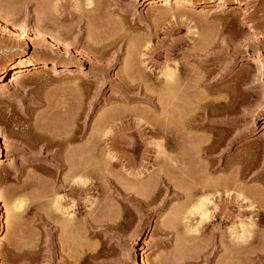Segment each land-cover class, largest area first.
I'll list each match as a JSON object with an SVG mask.
<instances>
[{
    "label": "rangeland",
    "instance_id": "1",
    "mask_svg": "<svg viewBox=\"0 0 264 264\" xmlns=\"http://www.w3.org/2000/svg\"><path fill=\"white\" fill-rule=\"evenodd\" d=\"M186 1L0 0L10 27L0 24V70L43 62L23 78L8 71L0 80L1 264H264V63L254 53L264 54V0ZM34 24L46 42L32 35ZM125 76L136 81L130 88ZM68 162L87 172L88 195L70 192L76 176L57 170ZM127 167L153 186L143 210L129 209L108 182L127 185ZM181 171L194 173L188 181ZM207 176L230 177L231 199L224 188L210 195L211 227L190 237L201 220L191 184ZM243 230L248 241H234L227 257L220 239Z\"/></svg>",
    "mask_w": 264,
    "mask_h": 264
},
{
    "label": "bare ground",
    "instance_id": "2",
    "mask_svg": "<svg viewBox=\"0 0 264 264\" xmlns=\"http://www.w3.org/2000/svg\"><path fill=\"white\" fill-rule=\"evenodd\" d=\"M115 1H117L118 2V4L120 3L119 2V0H115ZM166 2H168V0H165ZM116 2V3H117ZM155 1H150V3L152 4V3H154ZM161 2V1H160ZM163 2V1H162ZM178 2H180V3H183V4H186V5H189V4H191V2H189V1H186V0H178ZM177 2V3H178ZM224 2V1H223ZM238 3V0L236 1V4ZM165 4V3H164ZM86 5L89 7V6H91V3H90V1H87V3H86ZM120 6H121V4H119ZM150 5V4H149ZM171 5H172V2H171ZM174 5V4H173ZM177 5V4H176ZM182 5V4H181ZM219 5V4H218ZM221 5V4H220ZM219 5V6H220ZM154 7V6H153ZM237 7V6H236ZM189 8V7H188ZM223 8V7H222ZM233 9V8H232ZM243 8H241L240 10H242ZM245 9V8H244ZM235 10V9H234ZM91 11V10H90ZM244 11V10H243ZM242 12V11H241ZM9 20H7V19H5L4 17H1L0 16V24H2L3 25V27L2 28H5L6 26H8L9 27ZM1 25V26H2ZM11 25H14V23H11ZM10 25V26H11ZM18 25V24H17ZM35 25V24H34ZM246 25H248L249 27H250V29L252 28V26L253 25H251L250 23H247ZM0 26V27H1ZM25 26V25H24ZM16 27V25L14 26V28ZM18 27V26H17ZM19 27H20V24H19ZM39 27H41V26H39L38 24H37V26L35 25L34 27H32V32H34V33H32L31 32V30H30V32L32 33V35L33 34H36L37 36H40V38H42L41 40H42V42H46V41H44L43 40V38H44V34H43V31H42V28L40 29ZM10 28V27H9ZM19 28H17V30H18ZM21 29H23V32H25L24 31V27L22 26V27H20V30ZM26 29V28H25ZM29 29V28H28ZM31 29V28H30ZM4 30V29H3ZM6 30V29H5ZM114 30V29H113ZM252 30H253V28H252ZM22 31V30H21ZM59 31V30H58ZM26 32H28V30L26 31ZM29 32V33H30ZM65 32V31H64ZM252 32V31H251ZM109 34V33H108ZM119 34V33H118ZM64 35V33H63V31L61 32V31H59V35L58 36H63ZM57 36V37H58ZM57 37H55V38H57ZM36 38V37H35ZM49 38V37H48ZM106 39V38H105ZM110 39V38H109ZM107 40V39H106ZM39 42H40V39L38 40ZM37 41V39H36V42H38ZM49 41V40H48ZM54 41H55V43H56V40L54 39L53 41L51 40V42H53L54 43ZM42 42L40 43V46H41V44H42ZM104 42V41H103ZM86 43V41L85 42H83V44H85ZM88 43V42H87ZM91 43V42H90ZM93 43V42H92ZM100 43H102V41L100 42ZM99 43V44H100ZM110 43V42H109ZM107 44V46L109 45H114V44ZM114 43V42H113ZM48 44L49 43H47V46H48ZM82 44V45H83ZM89 44V43H88ZM88 44L86 45V48H87V46H88ZM95 44H97L98 45V43H95ZM95 44H93V45H95ZM43 45H44V43H43ZM51 45V44H50ZM92 45V46H93ZM104 46H105V43L103 44ZM38 46H39V44H38ZM40 46H39V48H40ZM52 46H53V44H52ZM51 46V47H52ZM56 46V45H55ZM85 46V45H84ZM91 46V44H89V46L88 47H90ZM92 46H91V49H92ZM102 46V45H101ZM100 46V47H101ZM103 46V47H104ZM106 46V47H107ZM108 46V47H109ZM43 46H41V48H42ZM46 47V46H45ZM54 47V46H53ZM98 47V46H97ZM96 47V48H97ZM103 47H101V49H104ZM47 48V47H46ZM139 49H140V47H138ZM137 47H136V49H138ZM85 49V48H84ZM90 48H89V50H91ZM85 50H88V48L87 49H85ZM93 51H95L94 49L92 50V52ZM100 51H102V50H100ZM96 54L97 52H93V54ZM254 53H256V60L257 61H261V62H263L264 63V54L263 53H261L259 50L257 51V52H254ZM91 54V53H90ZM92 54V55H93ZM98 54V53H97ZM96 54V55H97ZM104 55V54H103ZM41 56V55H40ZM95 56V55H94ZM100 56V55H99ZM97 57V56H96ZM101 57V56H100ZM53 58V57H52ZM142 58V57H141ZM38 59V58H37ZM41 59V58H40ZM54 59V58H53ZM254 59V58H253ZM253 59H251L252 61H253ZM52 60V59H51ZM137 60V59H136ZM250 60V59H249ZM255 60V59H254ZM256 60H255V62H256ZM49 61V60H48ZM139 61V60H138ZM146 62H147V60H146ZM43 62L42 61H35V60H30V61H26V62H24V61H22V60H20L17 64H15V65H12V66H8V67H4V68H2L1 70H0V80H1V78L3 77V75H5L8 71H13L14 72V76H16V78H23V76H26L25 75V72H27L28 70H31V69H35V68H37L38 66H40V64H42ZM141 64H142V66L144 65V62L141 60ZM42 66V65H41ZM51 67V66H50ZM126 67H127V65H126ZM129 67H130V65H129ZM128 67V68H129ZM124 68V67H123ZM146 69V68H145ZM126 70V69H125ZM128 71H130L129 69H128ZM145 71V70H144ZM147 71V70H146ZM132 72V71H131ZM147 73V72H146ZM123 74V73H122ZM125 74V73H124ZM143 74H144V72H143ZM166 74V73H165ZM172 74V73H171ZM171 74H166L164 77H165V80H170V75ZM127 75H129V74H127ZM131 75V74H130ZM129 75V76H130ZM141 75V74H140ZM133 76V75H132ZM132 76H130V78L132 77ZM118 77H119V74H118ZM126 77V79H127V82H125L126 84H124V86H126V87H128V88H130L131 87V83L130 82H134V78H132V79H130V78H127L128 76H125ZM120 78V77H119ZM121 79V78H120ZM125 79V80H126ZM130 79V81L128 82V80ZM137 80H141V77H138V78H136ZM147 79V78H146ZM123 80V79H122ZM139 80V81H140ZM144 80H145V78H144ZM148 80V79H147ZM171 80H172V78H171ZM120 81V80H119ZM139 81H138V84H139ZM164 81V80H163ZM124 81H121V83H123ZM136 82V81H135ZM134 82V83H135ZM147 82V81H146ZM166 82V81H165ZM142 83V82H141ZM149 83V82H148ZM103 84V83H102ZM137 84V83H136ZM155 84V83H154ZM136 86V85H135ZM125 87V88H126ZM145 87V86H144ZM135 89V88H134ZM138 89V88H137ZM146 89V88H145ZM128 90V89H127ZM126 90V91H127ZM125 91V92H126ZM129 91V90H128ZM123 92V91H122ZM128 93H130V91L128 92ZM128 93H125V95L127 94L128 95ZM124 94V92L122 93V95ZM131 94V93H130ZM144 94V93H143ZM126 97H129V96H126ZM131 98V97H130ZM126 100V99H125ZM131 100V99H130ZM148 101V100H147ZM172 102V101H171ZM125 103H126V101H125ZM171 104H173V103H171ZM125 105V104H124ZM122 106V107H125V106ZM164 105V104H163ZM162 105V106H163ZM167 105V104H166ZM170 106V105H169ZM197 106V105H196ZM121 107V108H122ZM126 107H128L127 106V104H126ZM131 107V106H130ZM135 107V106H134ZM160 107V106H159ZM113 108H115V107H113ZM112 108V109H113ZM116 108H118L117 107V105H116ZM162 108V107H161ZM163 108L165 109L166 108V106H163ZM118 109H120V108H118ZM118 109H116V110H118ZM126 109V110H125ZM163 109V110H164ZM171 109H172V106H171ZM175 109H176V107H175ZM122 110H123V108H122ZM166 110V109H165ZM169 110V108L167 109V113L170 111H168ZM111 111V110H110ZM113 111H115V110H112V113H113ZM125 111H127V108H124V110H123V112H125ZM129 112H131L130 111V109L128 110ZM160 111V110H159ZM162 111V110H161ZM160 111V112H161ZM132 112H133V110H132ZM163 112V111H162ZM165 112V111H164ZM163 112V113H164ZM172 112H173V110H172ZM111 112H109V114H110ZM111 113V114H112ZM163 113H161L162 115H163ZM166 113V112H165ZM165 113H164V117L166 118V116H165ZM166 113V114H167ZM127 114H128V112H127ZM130 114V113H129ZM132 114V113H131ZM130 114V116H134V115H131ZM134 114V113H133ZM172 114V113H171ZM120 115H121V113H120ZM120 115H118V117L120 118ZM124 115V114H123ZM108 116V115H107ZM106 116V117H107ZM122 116V115H121ZM129 116V115H128ZM170 116V115H169ZM185 116V115H184ZM115 117V116H114ZM117 117V116H116ZM117 117V118H118ZM124 117V116H123ZM136 117H138V115L136 116ZM142 117V116H141ZM133 118H135V117H133ZM139 118V117H138ZM104 119V118H103ZM124 119V118H123ZM122 119V117H121V120H123ZM187 119H188V117H187ZM110 120H112V118L111 119H109L107 122H108V124L109 123H111V122H109ZM120 120V119H119ZM135 120V119H134ZM181 120V119H180ZM114 121H117V119L115 118L114 119ZM113 121V122H114ZM105 122V121H104ZM134 122V121H133ZM136 122H138L137 120H136ZM121 123V122H120ZM139 123H142V122H140V120H139ZM135 124V123H134ZM144 124V123H143ZM143 124H141L142 126H143ZM145 124H146V122H145ZM113 125V124H112ZM112 125H111V127H112ZM131 125V124H130ZM133 125V124H132ZM104 126H106V125H104ZM119 126V125H118ZM121 126V125H120ZM127 126H128V124H127ZM123 126V128H120V130L122 131V132H125L126 130H128L130 127L128 126ZM138 125H137V123H136V127H137ZM145 126V125H144ZM143 126V127H144ZM108 127H110V125L108 126ZM114 127V126H113ZM131 127H133V126H131ZM135 127V128H136ZM138 128H140V125L137 127V129ZM111 129V128H110ZM116 129V128H115ZM131 129V128H130ZM137 129H135L134 130V127H133V129L132 130H134V131H138ZM142 129V128H141ZM144 129V128H143ZM142 129V130H143ZM188 129V128H187ZM105 130V129H104ZM108 130V129H107ZM117 130V132L116 133H118V131H119V129H116ZM115 130V131H116ZM123 130H125V131H123ZM109 131V130H108ZM120 131V132H121ZM101 132H103V130L101 131ZM112 132H113V130H112ZM127 132V131H126ZM160 132V131H159ZM105 133V132H104ZM137 133H140V131L139 132H137ZM105 135V134H104ZM112 140V139H111ZM118 141V140H117ZM120 141V140H119ZM119 141L118 142H116V143H118L119 144ZM145 141V140H144ZM112 142V141H111ZM110 142V143H111ZM114 142V141H113ZM115 142H114V144H115ZM121 143H123L122 141L120 142V144ZM127 143H129L130 144V142H127ZM143 143V142H142ZM82 144V143H81ZM91 144V143H90ZM114 144H113V146H114ZM120 144H119V146H120ZM129 144H127V145H129ZM88 145H89V143L88 142H85L84 144H82V153L84 154L85 152V149H88L87 147H88ZM108 145H112V144H108ZM116 145V144H115ZM134 145V144H133ZM145 145V144H144ZM161 145V144H160ZM159 145V146H160ZM118 146V145H117ZM116 146V147H117ZM124 146H126L125 145V142H124ZM131 146H132V144H131ZM118 148V147H117ZM125 148V147H124ZM82 154V155H83ZM87 154V153H86ZM69 163V162H68ZM73 163V162H72ZM83 163V162H82ZM110 163H112V162H110ZM110 163H109V165H110ZM158 163V165H159V162H157ZM200 163V162H199ZM202 163V162H201ZM66 164V163H65ZM65 164H61L60 163V165L57 167V170L58 171H62L63 169L62 168H64V167H67L68 169H69V171H70V169L72 170L71 172L72 173H74V176H76V179H77V181L76 182H74V184H73V186H71L70 188H71V191L70 192H72L73 194H77V195H88L89 193H90V191H91V189H92V184H88L85 180H83L84 178H85V174L87 173V172H85V169L84 168H82L83 166L81 165H79V167L77 166L76 168H75V166H73L72 164H71V162L68 164V166H67V164L65 165ZM80 164V163H79ZM116 164V162L115 163H113V166H117V165H115ZM165 164V163H164ZM190 164V163H189ZM206 164V163H205ZM71 165V166H70ZM76 165V164H75ZM199 165H202V164H199ZM112 165H110V167H111ZM146 165L144 164V167H145ZM161 166V165H160ZM187 166H188V164H187ZM190 166H194V165H190ZM197 166V165H196ZM195 166V167H196ZM206 166V165H205ZM204 166V167H205ZM216 166V165H215ZM74 167V168H73ZM140 167H142L143 168V166H140L139 165V168ZM158 167V166H157ZM173 167H175V166H173ZM201 167H203V166H201ZM207 167V166H206ZM73 168V169H72ZM128 168V167H127ZM132 168H134V167H132ZM132 168H130V169H132ZM181 168V167H180ZM187 168V167H186ZM196 168H200V167H196ZM211 168V167H210ZM213 168V167H212ZM211 168V169H212ZM215 168V167H214ZM176 170H177V173H178V169L177 168H175ZM182 169H184V168H182ZM181 169V170H182ZM188 169V168H187ZM190 169V168H189ZM188 169V170H189ZM194 169V168H193ZM204 169V168H203ZM202 169V170H203ZM208 169V168H207ZM206 169V170H207ZM123 170V169H122ZM171 171H172V168L170 169ZM180 170V169H179ZM187 170V171H188ZM195 170V169H194ZM205 170V171H206ZM208 170H210V169H208ZM213 171H214V169H212ZM124 171V170H123ZM128 171H129V168H128ZM144 171H146V170H144ZM143 171V172H144ZM165 170H163V167H160V169L158 170V173H157V175H159V177H160V179L161 180H164V175H161L163 172H164ZM168 171V170H167ZM183 171V170H182ZM181 171V174L180 175H182L183 174V172ZM201 171V170H200ZM127 171H125V173H126ZM175 172V171H174ZM189 172H191V171H189ZM193 172V171H192ZM195 172H196V170H195ZM208 172V171H207ZM141 173H142V170H139V171H133V170H130L129 172H127L126 173V176H124V175H121L122 176V178L124 177V180L127 182V183H125V184H127V185H119L118 183L120 182H116L115 183V180H112V179H110L108 182L110 183V184H112L113 185V190L116 192V194L117 195H122L123 197L121 198V200L124 202V203H129V207H131V208H129V209H133V210H143L144 208H145V206H147L146 204L148 203L147 201H148V198H150L149 196H148V194L147 193H150L151 194V192H150V189H151V186H150V183H149V179H148V177L145 175V177L146 178H144V176L142 177L141 176ZM154 173H156V172H154ZM194 173V172H193ZM193 173H185L184 175L185 176H187V178L186 179H184V180H187L188 179V177H189V179H190V176H188V175H192ZM196 173H198V172H196ZM201 174H203L202 172H200ZM200 173H198V175L200 174ZM210 173V172H209ZM122 174V173H121ZM144 174H145V172H144ZM163 174H165V172L163 173ZM200 174V175H201ZM72 175V174H71ZM70 175V176H71ZM106 175V174H105ZM104 175V176H105ZM109 175V174H108ZM142 175H143V173H142ZM166 175V174H165ZM184 175H182V176H184ZM197 175V176H198ZM212 175H214V173L212 174ZM73 176V175H72ZM73 176V177H74ZM107 176V175H106ZM119 176V175H118ZM193 176H195L194 178H196L197 176L196 175H193ZM204 176H205V174H204ZM208 176H210V175H208ZM208 176H207V178L206 179H204V181H198L194 186H193V188H192V184H191V189L192 190H194L195 191V189H196V192L197 193H199V194H201V197H200V201H198L197 202V204H196V211L197 212H200L199 214H201V217H200V223H199V225L196 227V228H190V229H188V233H189V235H190V232L192 233V234H194V235H196V233H198V231H200L203 227H208V225H210V223L208 224L207 223V221L211 218V212L210 213H208V211L206 210L207 208H206V206L207 205H212L214 202L210 199V195H214L215 196V194H219V189H225L224 191V193L226 194V198H227V200H230L231 198H230V196H231V192H230V190H231V188H232V190H233V188H234V184H232V182H231V180H230V177H226V179H224L223 180V182H218V181H216L217 179H210V178H208ZM84 177V178H83ZM158 177V178H159ZM167 177H168V179L169 178H171V177H169L168 175H167ZM177 177V176H176ZM206 177V176H205ZM106 178V177H105ZM202 178V176L200 177V179ZM214 178V177H213ZM86 179V178H85ZM167 179V178H166ZM165 179V180H166ZM189 179H188V181H189ZM199 178L197 179L196 178V180H200ZM67 180H68V178H67ZM165 180H164V186L166 187V188H168V189H170L169 190V192H171V188L173 189V187L175 188L176 186L174 185V184H168V183H166L165 182ZM170 180V179H169ZM107 181V180H106ZM159 181V180H158ZM171 181V180H170ZM191 181V180H190ZM220 181V180H219ZM66 182V181H65ZM192 182H193V180H192ZM61 184H64V182H60ZM160 183V182H159ZM172 183H173V181H172ZM188 183V182H187ZM190 184V183H189ZM64 186V185H63ZM153 187V186H152ZM163 187V186H162ZM165 188V189H166ZM177 188H178V190H179V186H177ZM176 188V189H177ZM181 188H182V186H181ZM162 189V188H161ZM168 189H166V191L168 190ZM186 189V188H185ZM188 189V188H187ZM186 189V190H187ZM191 189L189 188L188 189V191H185L184 189H183V196H186V197H188V192L189 191H191ZM181 190V189H180ZM231 190V191H232ZM146 191H147V193H146ZM156 191V190H155ZM161 191H163L164 192V188L161 190ZM165 191V192H166ZM177 190H175L174 189V191L173 192H176ZM193 191V192H194ZM142 192V193H141ZM143 192H144V194H145V196H143L144 197V199H143V197L141 198L142 200H140L139 199V197L137 198L135 195H138V194H141V196H142V194H143ZM180 192V191H179ZM223 192V191H222ZM181 193V192H180ZM191 193H192V191H191ZM161 194V193H160ZM199 194H197V195H199ZM244 194V193H243ZM147 195V196H146ZM152 195V194H151ZM139 196V195H138ZM189 196H191V195H189ZM194 196H196V193L194 194ZM219 196V195H218ZM238 196H240V195H238ZM245 196V195H244ZM5 197V196H4ZM240 197H242V196H240ZM249 197V196H248ZM184 198V197H183ZM230 198V199H229ZM147 199V200H146ZM151 199V198H150ZM239 199V198H238ZM242 199H243V197H242ZM81 200V199H80ZM190 200V199H189ZM226 200V201H227ZM245 200H247V199H245ZM245 200H244V202H245ZM251 200V199H250ZM60 201V200H59ZM252 201H254L253 199H252ZM150 202V201H149ZM243 202V203H244ZM249 202V201H248ZM57 203L58 204H60L61 202H58L57 201ZM86 203V202H85ZM100 203V202H99ZM216 203V202H215ZM57 204V205H58ZM226 204V203H225ZM228 204V203H227ZM230 204H233V203H229L228 205H230ZM239 204H240V202H239ZM251 204V203H250ZM97 205V204H96ZM243 205V204H242ZM22 206L23 205H21V203L20 202H18L17 201V203H14L13 204V209L14 210H16V211H19L20 209H22ZM77 207H78V205H77ZM125 207V206H124ZM230 207V206H229ZM249 207V206H248ZM71 208V207H70ZM148 208V207H147ZM96 209V208H95ZM128 209V208H127ZM128 209V210H129ZM228 210V209H227ZM94 211V210H93ZM149 211V210H148ZM195 212V211H194ZM138 213V212H137ZM215 213V212H214ZM65 214H68L69 215V213H65ZM227 215H228V212H227ZM232 216V215H231ZM219 217V216H218ZM89 218H91V217H89ZM89 218L87 217V222H88V224L89 225H95V227L97 226V224H94V222L96 223V221H94V218H93V221H92V218H91V220L90 221H88L89 220ZM96 218V217H95ZM101 218V217H100ZM230 218V217H229ZM69 219V222H74L75 220H74V218H72L71 216L68 218ZM137 219V218H136ZM225 219H226V216H225ZM227 219H228V217H227ZM92 221V222H91ZM228 221H229V219H228ZM86 222V223H87ZM138 222H139V220H138ZM222 222V221H221ZM77 223V222H76ZM102 223V222H101ZM100 223V225H102ZM140 223V222H139ZM2 224V223H1ZM74 224H75V222H74ZM79 224H81V222L79 223ZM212 225H213V223H211ZM257 224V223H256ZM4 225V224H3ZM169 225V224H168ZM201 225H204L201 229H200V227H201ZM1 226V225H0ZM5 226V225H4ZM74 226V225H73ZM85 226H86V224H85ZM99 226V225H98ZM245 225H242V227H244ZM83 227V226H82ZM91 227V226H90ZM89 227V228H90ZM94 227V226H93ZM209 227H211V225L209 226ZM65 228H67V227H65ZM71 228V227H70ZM213 228V227H212ZM211 228V229H212ZM72 229H75L74 227L72 228ZM76 229H77V227H76ZM204 229V228H203ZM202 229V230H203ZM201 230V231H202ZM209 230V229H208ZM0 231H1V227H0ZM2 231H4V230H2ZM77 231V230H76ZM212 231V230H211ZM204 233V232H203ZM202 232L200 233V234H203ZM219 233V232H218ZM242 233V234H241ZM240 233V235H238V236H236V237H234V236H232V237H234L235 238V240H232L231 238H229L228 236V238H229V240H227V241H223L222 239H220V246L221 247H223L224 248V251L226 252V256L228 257L229 255H230V252H231V250H232V246L234 245V241L236 242V244H238V245H245L246 244V242L248 241H246V238H244V235L245 234H243L244 233V230H243V232H241ZM245 233H246V231H245ZM232 234V233H231ZM187 235V234H186ZM204 236H205V234H204ZM190 237H191V235H190ZM189 238V237H188ZM203 238H205V237H203ZM233 238V239H234ZM72 239V238H71ZM187 240V239H186ZM219 241V240H218ZM221 241H223V242H221ZM206 243V242H205ZM250 246V245H249ZM213 247V246H212ZM238 248V247H237ZM210 252V251H209ZM30 256V258L29 259H31L32 258V256H31V254L30 253H28ZM224 254V253H223ZM206 257V256H205ZM225 259H226V257H225ZM230 259V258H229ZM228 259V260H229ZM32 260V259H31ZM204 260V259H203ZM226 261V260H225ZM223 262H224V260H223ZM228 263V262H227ZM1 264V263H0ZM226 264V263H225Z\"/></svg>",
    "mask_w": 264,
    "mask_h": 264
}]
</instances>
